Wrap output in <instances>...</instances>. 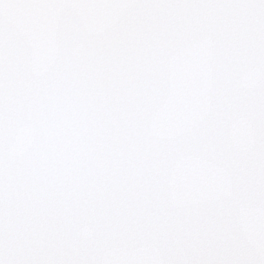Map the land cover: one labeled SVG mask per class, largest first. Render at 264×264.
<instances>
[{"label": "snow or ice", "instance_id": "6c2138e0", "mask_svg": "<svg viewBox=\"0 0 264 264\" xmlns=\"http://www.w3.org/2000/svg\"><path fill=\"white\" fill-rule=\"evenodd\" d=\"M0 264H264V0H0Z\"/></svg>", "mask_w": 264, "mask_h": 264}]
</instances>
